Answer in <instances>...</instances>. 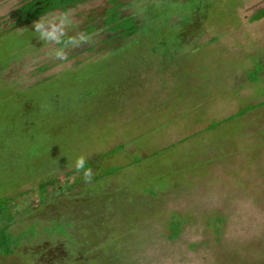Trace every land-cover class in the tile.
<instances>
[{
    "label": "rangeland",
    "instance_id": "obj_1",
    "mask_svg": "<svg viewBox=\"0 0 264 264\" xmlns=\"http://www.w3.org/2000/svg\"><path fill=\"white\" fill-rule=\"evenodd\" d=\"M26 1L0 0V200L36 234L0 264H46L47 242L55 264H264V0H87L43 16L93 37L63 61L17 24Z\"/></svg>",
    "mask_w": 264,
    "mask_h": 264
},
{
    "label": "trees",
    "instance_id": "obj_2",
    "mask_svg": "<svg viewBox=\"0 0 264 264\" xmlns=\"http://www.w3.org/2000/svg\"><path fill=\"white\" fill-rule=\"evenodd\" d=\"M87 0H28L24 2V4L18 8L15 12L14 18H17V24L28 25L43 17L49 13L54 11L62 10L65 11L69 7L75 6L81 2ZM108 16L106 19V25L111 29L113 33H120L124 32L126 37H130L137 33L139 29V24L136 22L133 16H125L121 17L120 12L117 11V7H113L109 10ZM264 17V9H261L255 12L251 20L257 21ZM72 38L71 36H65L62 38V43L65 44L67 41ZM263 68L259 67L255 69L254 75L257 78L260 76ZM252 73V72H251ZM251 76V78H256ZM249 78V77H248ZM247 111H240L241 113H246ZM217 124L210 125V130L215 129ZM93 163V161H92ZM90 165V161L85 162L84 169L87 170V167ZM83 173V170H81ZM67 175V174H66ZM55 182V177H50L48 179L42 180L39 184L40 193L42 200L44 201L47 198L48 193V186ZM78 184V183H76ZM80 185V184H79ZM16 205L14 203L13 197H8L0 200V217L5 222L4 225L0 226V255L3 256H11L13 255L17 249L22 245L23 240L28 239L29 235L36 234V229L33 227L32 229L28 230L26 233H20L18 235L14 234L11 231V226L15 219V212H16ZM62 225L63 229L52 230L53 228H48V230H52V232H57L60 234H67L66 225ZM56 226V225H55ZM183 221L178 218H173L170 221V234L169 239L174 240L177 239L182 231ZM62 231V232H61Z\"/></svg>",
    "mask_w": 264,
    "mask_h": 264
},
{
    "label": "clouds",
    "instance_id": "obj_3",
    "mask_svg": "<svg viewBox=\"0 0 264 264\" xmlns=\"http://www.w3.org/2000/svg\"><path fill=\"white\" fill-rule=\"evenodd\" d=\"M73 25V19L70 12H64L61 15H50L45 18L34 21V31L38 34V38L55 44H61L62 38L66 36L67 29ZM93 37L88 34H79L70 38L63 47L54 50V58L63 61L67 58L65 48L79 46L81 43L89 42ZM85 156L80 155L75 159V168L83 170L86 182H91L92 172L90 169L85 170Z\"/></svg>",
    "mask_w": 264,
    "mask_h": 264
},
{
    "label": "flooded vegetation",
    "instance_id": "obj_4",
    "mask_svg": "<svg viewBox=\"0 0 264 264\" xmlns=\"http://www.w3.org/2000/svg\"><path fill=\"white\" fill-rule=\"evenodd\" d=\"M92 162V160H90ZM94 165V162L92 163ZM44 251L41 252L40 259L47 260L46 264H55L56 258L59 257L60 252L58 251V247L55 246V244L51 242H47L46 246L44 247ZM66 257H69V260L72 259L71 255L68 252H65ZM62 261H58V263L61 264Z\"/></svg>",
    "mask_w": 264,
    "mask_h": 264
}]
</instances>
